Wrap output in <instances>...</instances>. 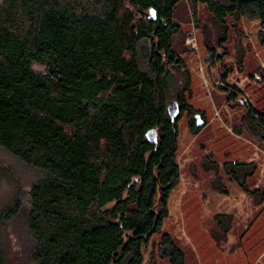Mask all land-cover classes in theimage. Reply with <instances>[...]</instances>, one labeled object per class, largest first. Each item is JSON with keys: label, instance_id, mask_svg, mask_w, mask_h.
Masks as SVG:
<instances>
[{"label": "trees", "instance_id": "16d2710c", "mask_svg": "<svg viewBox=\"0 0 264 264\" xmlns=\"http://www.w3.org/2000/svg\"><path fill=\"white\" fill-rule=\"evenodd\" d=\"M94 1L97 14L78 15L56 0H0V149L41 174L26 203L14 200L0 211V264H184L161 230L180 183L178 122L187 112L196 136L206 121L189 104L187 51L173 46L180 8L189 7L213 75L241 19L259 22L264 45V0ZM222 67L226 105L244 111L231 131L263 144L264 113L226 83L231 70ZM152 129L153 145L146 139ZM201 164L219 170L208 159ZM222 170L255 206L263 204L264 191L247 182L255 163H224ZM212 185L225 193L216 177ZM9 223L21 242L14 253ZM229 229L222 226L223 234Z\"/></svg>", "mask_w": 264, "mask_h": 264}, {"label": "rangeland", "instance_id": "374dc122", "mask_svg": "<svg viewBox=\"0 0 264 264\" xmlns=\"http://www.w3.org/2000/svg\"><path fill=\"white\" fill-rule=\"evenodd\" d=\"M56 1L74 7L78 15L97 14L94 0ZM191 17L188 6L185 11L180 8L177 21L181 28L172 39L175 51H187L181 56L193 79L189 104L203 113L206 124L200 127L198 135L193 136L188 129L187 112L178 122L180 183L171 194L169 215L161 233L173 238L183 252L184 264H264V208L255 206L251 197L222 170L224 163H255L257 171L247 182L253 190L263 189L264 143L252 145L231 131V125L244 111L239 106L230 110L225 102L226 95L219 89V81L225 74L222 66L228 67L231 71L226 83L237 87L243 98L264 113V45L258 38L260 25L245 19L236 22V27L230 29L226 45L229 55L219 66L216 76L204 63L205 49L201 36L193 29ZM188 32L191 36L186 37ZM238 59L241 60V71ZM33 69L41 72L43 67L34 64ZM241 101L242 98L237 104ZM207 159L218 165L217 172L203 169L201 163ZM40 177L39 172L26 168L0 149V211L12 206L14 200L26 203L28 190ZM214 177L225 193L212 188ZM217 215L225 217L218 221ZM228 223L230 229L223 234L222 226ZM13 224H8L7 231L14 253L20 250L21 242L13 232ZM159 239V235L153 237L154 241ZM156 264L169 262L156 258Z\"/></svg>", "mask_w": 264, "mask_h": 264}, {"label": "water", "instance_id": "95a60500", "mask_svg": "<svg viewBox=\"0 0 264 264\" xmlns=\"http://www.w3.org/2000/svg\"><path fill=\"white\" fill-rule=\"evenodd\" d=\"M167 112L168 115L170 117L171 122H174L178 113H179V106L177 101H175L174 99H172L168 106H167ZM198 126H201L202 123L200 121L197 122ZM146 139L148 141L149 144L153 145L157 142V133L156 130L152 129L147 131L146 133Z\"/></svg>", "mask_w": 264, "mask_h": 264}, {"label": "crops", "instance_id": "0c3cea01", "mask_svg": "<svg viewBox=\"0 0 264 264\" xmlns=\"http://www.w3.org/2000/svg\"><path fill=\"white\" fill-rule=\"evenodd\" d=\"M262 190L264 191V188H263ZM261 205H262L261 207H262V209H263V208H264V202H263V204H261Z\"/></svg>", "mask_w": 264, "mask_h": 264}]
</instances>
